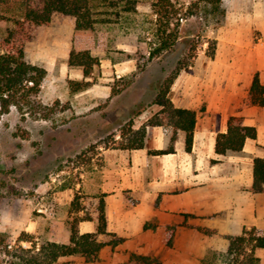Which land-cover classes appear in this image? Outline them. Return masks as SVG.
<instances>
[{
  "label": "crops",
  "instance_id": "0c3cea01",
  "mask_svg": "<svg viewBox=\"0 0 264 264\" xmlns=\"http://www.w3.org/2000/svg\"><path fill=\"white\" fill-rule=\"evenodd\" d=\"M221 6L223 20L211 27L208 35L217 40L214 57L204 46L192 64L180 71L170 91L176 107L197 113L192 149L186 150L180 139L174 152L151 153L168 145L162 125L147 126L145 147H101L99 161L82 174V182L75 187L84 194L86 208L70 214L74 217L94 212L87 203L103 195L107 229L122 240L105 244L94 260L75 254L53 264H180L175 256L186 253L180 249L183 246L190 249V255H197L200 231L222 234L228 241L227 234L240 233L245 226L264 228V192L252 189L254 160L264 157V105L250 102L256 73L264 85V0H222ZM78 67L67 62L65 75L83 78L84 72ZM116 67L122 68L121 62ZM89 86L85 91H98ZM107 87L110 93L111 87ZM150 108L135 120L136 128L161 106L152 104ZM232 115L256 127L257 136L247 138L240 153L221 155L216 150L217 138L228 131ZM78 226L81 233L97 229L93 219H82ZM31 228L36 229L33 225ZM56 229L49 231V239L68 242L70 225H63L61 232ZM257 255L264 262L262 253ZM194 264H198L197 259Z\"/></svg>",
  "mask_w": 264,
  "mask_h": 264
},
{
  "label": "rangeland",
  "instance_id": "374dc122",
  "mask_svg": "<svg viewBox=\"0 0 264 264\" xmlns=\"http://www.w3.org/2000/svg\"><path fill=\"white\" fill-rule=\"evenodd\" d=\"M153 1L139 0L136 12L112 16L110 22L98 23L94 31L83 34L76 33L73 16L57 13L26 43L27 59L48 69L39 100L55 106L56 112L51 118H36L13 106L0 116V232L5 237L0 244V264H8L14 248L31 246V242L20 240L24 233L39 243L51 238L49 231L54 228L60 231L63 225H70L75 217L70 214L71 197H75L82 174L99 161L101 147L113 145L131 117L136 120L143 112H150V102L165 76L191 47H195L196 56L204 46L208 49L209 29L216 18L203 9L194 15H184L183 11L174 45L150 57L159 40ZM182 2L189 4L190 0ZM172 22L174 27L178 20ZM13 25L12 21H0V35ZM85 47L100 58V64L92 78H70L64 73L68 55L72 48ZM118 62L122 64L119 70ZM71 80H90V86L98 91H74ZM95 94L103 97L92 98ZM97 200L87 206L95 208ZM227 243L222 234L203 230L195 248L197 255H190V249L183 246L180 249L186 253L175 258L182 261L180 264H190V260L194 264L195 259L201 264L206 251H225ZM257 253L264 258V250ZM214 264L230 263L222 256Z\"/></svg>",
  "mask_w": 264,
  "mask_h": 264
},
{
  "label": "trees",
  "instance_id": "16d2710c",
  "mask_svg": "<svg viewBox=\"0 0 264 264\" xmlns=\"http://www.w3.org/2000/svg\"><path fill=\"white\" fill-rule=\"evenodd\" d=\"M222 0H190L189 4L181 0H154L153 12L156 15V34L158 44L150 52V57L159 55L170 49L178 39L179 20L184 15H194L200 10L213 15L218 26L225 11ZM139 0H0V21H12L5 35H0V116L18 107L24 114L29 112L39 118H51L56 112L55 106L44 104L39 100L48 69L27 59L26 43L35 39L37 30L49 24L57 13L75 18L76 33H88L96 29L98 23L110 22L124 13L136 12ZM177 23L172 27V20ZM217 40L210 38L207 54L214 57ZM195 47L181 57L174 68L165 76L159 89L150 102L158 104L161 109L153 114L146 123L136 128L134 117H131L119 130L120 138L113 140V145L120 148L134 149L146 146L147 126L162 125L168 135V145L163 149L150 150L154 154L176 151V142L184 141L186 150H191L194 141V129L197 113L195 110L176 107L170 91L172 84L182 69L188 68L195 56ZM68 63L70 66L83 68L85 77L94 76V68L100 64V58L92 53L91 48H72ZM90 80H71L72 90L78 91L91 85ZM115 93V90H113ZM250 102L264 105V85L256 73L251 90ZM60 101H56V105ZM257 130L254 126L244 124L243 117L232 115L229 118V129L219 133L217 152L221 155L240 153L247 138H255ZM103 143V142H102ZM254 192H264V157L254 160ZM79 191L71 202V212L86 208ZM94 212L82 216L76 215L70 222L71 235L68 242L44 239L36 242L30 234L24 233L20 240L31 242L30 247L22 245L11 251L8 264H53L63 256L81 254L88 261L97 258L105 244H117L122 239L107 229L106 201L103 195L98 197ZM82 219H93L97 223L95 232L81 233L79 222ZM100 236H108L109 240H101ZM228 246L225 251L210 250L203 259V264H214L215 260L224 256L230 264H260L257 249L264 247V228L245 226L240 233L227 234ZM5 241L0 232V244ZM149 259L148 257H140Z\"/></svg>",
  "mask_w": 264,
  "mask_h": 264
}]
</instances>
